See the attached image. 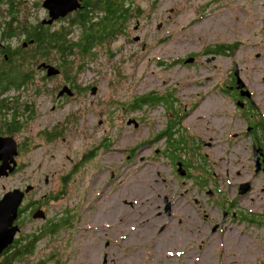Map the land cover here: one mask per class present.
I'll use <instances>...</instances> for the list:
<instances>
[{"label": "rangeland", "instance_id": "rangeland-1", "mask_svg": "<svg viewBox=\"0 0 264 264\" xmlns=\"http://www.w3.org/2000/svg\"><path fill=\"white\" fill-rule=\"evenodd\" d=\"M43 1L18 0V4L25 5V13L38 23L48 18L39 5ZM129 2L135 15L128 37L111 41L107 44L112 46L111 55L99 52L100 57L83 68L82 58L75 63L68 60L64 76L51 86L64 81L76 84L78 96L59 103L56 112L52 92L45 90L32 98V105L39 106L30 113L34 117L40 113L42 118L37 120H46L47 131L38 133L30 117L16 136L22 142L18 161L25 169L13 180L0 181V197L5 195L4 188L33 186L27 204L43 205L47 215L45 220H34L32 212L25 211L23 220L29 223L17 238L49 228L53 219L67 212H78L73 229L42 240L32 262L25 264H264V225L223 219L229 203L235 213H264V200L255 209L249 197L238 195L241 179H224L232 167L221 161L212 138L220 114L229 111L224 109L226 103L222 106L225 96L219 88L228 81L234 62L255 96L264 97V0ZM138 6L142 20L137 16ZM137 21L140 32L139 26L135 30ZM77 34L73 30L71 37ZM238 41L244 45L233 57L212 58L202 52L208 45L206 51L211 54L219 46L214 44ZM194 54L198 56L194 67L177 63ZM32 68L36 70L35 65ZM41 77L37 75L38 80ZM17 81L15 77L13 82ZM94 86L98 91L92 95ZM10 93L22 105L23 91ZM153 93L169 94L176 100L179 113L186 114L183 128L197 141H206L200 152L194 148L181 153L204 154L209 165L200 170L205 173L193 169L195 177L183 179L168 158L156 154L157 148H165L162 139L155 143L158 147L147 145L166 129L174 115L168 109L172 104L163 101V106L133 110L131 103L129 111L123 104ZM69 113L70 123L65 120ZM129 120L138 126L129 125ZM57 121L60 124L51 132L50 124ZM84 157L91 161L81 167ZM237 171L242 179L250 176L247 167L236 165L233 172ZM45 195H56L57 200L41 204Z\"/></svg>", "mask_w": 264, "mask_h": 264}, {"label": "flooded vegetation", "instance_id": "flooded-vegetation-1", "mask_svg": "<svg viewBox=\"0 0 264 264\" xmlns=\"http://www.w3.org/2000/svg\"><path fill=\"white\" fill-rule=\"evenodd\" d=\"M10 5L11 3L9 2L7 5L8 11L3 13L10 16H5L7 17L6 19L0 18V21L5 20L6 24L9 21L15 20L16 18L14 15L18 14V7L12 9ZM220 7L223 6L220 4ZM46 15L48 18L41 20L42 24L44 20L49 19L47 11ZM142 18L143 15H140L141 20ZM20 23L21 22L18 21L19 26ZM262 23L264 26V17ZM14 24L16 23L14 22ZM42 24V28L47 27V25L43 26L44 24ZM38 25L39 24H35L32 26L30 24H26V26H28V31L20 36L14 35L16 33V28H18V31L21 30L19 26H16L15 28L12 25L10 29H7L6 26L3 25L2 30H8L9 34L8 37H5L0 41V138H9L10 136H13V138L16 139L18 129L22 126L23 122L28 120L30 117L34 118L33 125H37L39 127L38 133L47 131L46 128L48 126L44 123L46 120L44 119L43 123H39L37 120L38 118H42V116H39L40 113L37 112L38 115L35 114V117L30 113L31 110L37 111V107L39 106V104H35L33 106L31 99L34 97L39 98L43 91L46 90L44 93H48L50 91L54 94V97H56V103H54L52 107L53 112H56L59 109V103L75 99L78 96L77 89H80V87L76 86V84H71L64 81L59 83L57 86H51V82L62 78L66 70H63L62 72L60 69H58L57 64L48 63L45 61L46 59L41 60L38 63V59L33 61L34 57L40 51L38 48L32 50L29 47L33 45V35L42 31L40 27H37ZM138 30L139 32L141 31V26H139ZM15 40H17V43ZM214 45H228L232 47L225 50L226 55H220L216 51L208 54L206 52V49L209 46L208 45L205 46L202 51L205 56H214L212 58L233 57L235 52L241 48L244 43L238 41L230 44ZM44 51L45 50H42V52ZM190 57H195L196 60L198 59V56L195 54L188 55V58ZM4 62L7 63L5 64ZM44 63L56 67L59 70V74L53 77H47V70L44 67L39 69V66ZM197 63L198 62L196 61L192 67H194ZM34 65L36 70L32 68ZM232 66L233 67L229 72L228 81L219 88L220 92H222L225 96L222 106L226 103L227 108L224 109L229 111L220 114L219 119H217L216 122L217 130L215 131V135H212V138L216 143L215 145L217 146V150L221 152V161L232 167L226 171V174H224V179H241L238 181L236 186L239 196H241L239 194L240 185L248 184V192L242 196L249 197L256 209L261 207L259 202L264 200V97L255 96L253 90L248 84V81L243 76L244 72L242 71V68L237 62H234ZM19 72H23L25 76L21 74L17 76ZM235 72H237V75ZM38 74H42L41 80L37 79ZM15 77L18 78L17 82H13ZM65 87L70 89L72 96H69L67 93H65L63 96L59 97L58 94ZM13 89H19L20 92L23 91L24 96L22 99H24V102H22V105H19L16 102L18 98L12 96L10 93ZM185 115V112L179 113V118H176L174 115H172L170 122L166 126V129L160 133V136H157L154 139L153 143L147 145L156 146L155 143L162 139L165 143V148H157L156 154L168 158L171 162L172 169L177 172L178 175H180L179 168H181V172L184 173L183 179H191L195 177L194 173L192 172L193 169H195L197 172V170L202 169V167L205 168L209 164H207V157L204 154L199 153L204 148L206 141H197L195 137L188 134L186 128H183L182 122L185 120ZM71 119L72 113H69L65 120H69L70 123L72 121ZM59 122L60 121L52 122L50 124L51 132L54 131L58 124H60ZM16 141L20 154L22 142L19 140ZM208 144L211 145V143ZM194 148L199 151L196 156H187L185 154H181L183 150ZM177 153L180 154L177 155ZM198 157H201L200 160ZM15 159L17 161L16 169L12 171L10 168H8V175L0 177V181L4 182L13 180L25 169L18 161L19 155ZM218 163L221 164V162ZM1 164L2 162L0 161V165ZM236 165H241L249 169L250 176L248 179H242L241 171H237L235 173L233 172V167ZM12 166L13 163L10 164V167ZM200 173L202 174L205 172L200 170ZM214 175L216 178L217 174L214 173ZM24 180L25 182L27 181V179ZM17 188L25 190L26 187L24 188L23 186H15L12 187V189L9 188L8 190H5L6 188H4V194ZM29 195L30 193L25 195L22 206L19 209V219L17 223L19 226H21V229L25 223L22 216L23 212L21 213V211L25 210L28 214H31L32 212V208L28 209L27 207ZM4 196H1L0 200ZM45 197L46 195L43 196L42 199ZM37 205L39 206V204ZM229 205V208L224 211V220L231 218V220H241L243 222L247 221L254 225L258 223L262 224L260 226L264 225L263 212L257 210V212L250 213H235L233 211V203H229ZM217 228H221L219 223H217ZM15 252L17 253V246L16 243H13L0 254V264L1 262L9 260V255L14 254Z\"/></svg>", "mask_w": 264, "mask_h": 264}, {"label": "trees", "instance_id": "trees-1", "mask_svg": "<svg viewBox=\"0 0 264 264\" xmlns=\"http://www.w3.org/2000/svg\"><path fill=\"white\" fill-rule=\"evenodd\" d=\"M82 1L81 9L69 14L66 18L54 21L52 25H47L46 28H42L41 22L36 23L31 21V19L23 10L25 5L20 7L18 0H0V15H3L0 18L2 19H6L10 16L3 14L4 12L8 11L7 5L9 2L11 3L10 6L12 9L18 7V14H13L16 18L15 20L9 21L7 24L5 20L0 21V41L5 37H8L9 34L8 30H2L3 25H5L7 29H10L12 25L16 28V26H19L18 21H20L21 23L19 28L21 30L18 31V28H16V33L14 34L20 36L28 31V26H26V24H30L32 26L35 25V23L39 24L37 27H40L42 31L33 35L34 42L33 45L29 47L32 50L38 48L40 51L34 57L33 61L35 59H46L45 61L48 63H53L50 61V59H58L61 62L57 64V66L62 72L63 70L67 69L66 63L69 62L68 60H71V62L75 63L77 58H82L80 61V66L83 68L93 59L100 57L99 52H101L103 55H111L112 46H107V44H109L111 41L116 42L121 36L128 37L129 23L135 15L133 8L131 7V3L129 0ZM39 5L42 6L40 3ZM141 8V6L137 7V16L142 15ZM14 22L16 24H14ZM57 24H62V26L58 30L54 31L53 28ZM73 30L78 33L77 38L71 37ZM231 47L232 46L228 45H219L212 48V50L216 51L220 55H226L225 50ZM42 50L45 51L42 52ZM58 55L61 58H59ZM184 62V58L177 60V63L184 64ZM4 63L6 64L7 62ZM21 75L25 76L23 72H21ZM122 79L123 78H119L117 81H121ZM163 101H167L172 104L171 108L169 107L168 109L173 111L176 118H179V110L176 108V100H174L169 94L164 96H155L153 93L148 96H137L128 103L123 104V107L129 111L127 109V105L132 103L131 108L133 110H141L146 105L158 107L162 105L161 103ZM19 130L20 128L18 131ZM49 139L55 138L49 136ZM90 157H84L83 162H80L81 167L84 165V161H91ZM49 200L56 201L57 196H47L42 199L41 204ZM35 204L30 203L29 205L34 207ZM29 205L27 207H29ZM33 207L31 208L32 212L34 213L36 210L43 208V205H37L35 208ZM22 212L24 213L25 210L21 211V213ZM77 221L78 212L75 214H70L67 212L61 218L53 219L50 227L45 228V230L42 228L35 230L31 234L26 235L24 239L21 240L19 236L14 241V243L16 242L17 253L15 252L14 254L9 255V260L1 262V264H25L27 261L32 262L33 257L31 256L34 255L36 246H38L42 240L46 239L47 237L54 236V234L60 231L73 229L76 226ZM25 226L26 223H24L23 229Z\"/></svg>", "mask_w": 264, "mask_h": 264}, {"label": "water", "instance_id": "water-1", "mask_svg": "<svg viewBox=\"0 0 264 264\" xmlns=\"http://www.w3.org/2000/svg\"><path fill=\"white\" fill-rule=\"evenodd\" d=\"M82 0H44L42 6L48 12L49 19L44 20V25H52L54 21L59 19L66 18L69 14L76 12L82 8ZM138 24L135 27V30L138 29ZM136 41H139L140 38H135ZM195 58H189L185 61V64L194 63ZM44 67L47 70V77H53L59 74V70L47 64H42L39 66V69ZM237 75V72H235ZM98 88L94 87L91 90V94L95 95ZM67 93L69 96H72L70 89L67 87L63 88L62 91L58 94L59 97ZM129 124H135V127L138 125L135 121H130ZM19 155L18 144L15 138H0V177L8 175V168L14 171L17 167L16 157ZM13 163V166L10 167V164ZM179 173L181 176L184 175L179 168ZM248 184H242L239 187V194L245 195L248 192ZM34 190L33 186H28L25 190L19 188L14 189L10 192H7L5 196L0 200V254L9 246L12 245L15 237L20 233L21 229L16 222L19 217V208L23 203L25 195L31 193ZM169 210V207H168ZM34 219L45 220L47 215L43 209L37 211L33 215ZM6 224V227L4 226Z\"/></svg>", "mask_w": 264, "mask_h": 264}, {"label": "clouds", "instance_id": "clouds-1", "mask_svg": "<svg viewBox=\"0 0 264 264\" xmlns=\"http://www.w3.org/2000/svg\"><path fill=\"white\" fill-rule=\"evenodd\" d=\"M43 2H44V1H43ZM82 2H83V1H82ZM137 23H139V22L137 21ZM136 26H137V24H136ZM136 26H135V27H136ZM138 26H139V24H138ZM136 30H137V29H136ZM139 38H140V37H139ZM137 42H138V41H137ZM190 58H192V57H190ZM188 59H189V58H188ZM186 60H187V59H186ZM186 60H185V61H186ZM184 64H185V62H184ZM186 65H189V64H186ZM94 87H96V86H94ZM94 87H92L91 90H92ZM97 88H98V87H97ZM97 91H98V90H97ZM130 121H131V120H129V122H130ZM129 122H128V124H129ZM129 125H131V124H129ZM134 126H135V124H134ZM41 209H42V208H41ZM44 211H45V210H44ZM18 219H19V217H18ZM17 222H18V221H17ZM25 223L27 224V223H29V222L26 221ZM22 229H23V228H22Z\"/></svg>", "mask_w": 264, "mask_h": 264}, {"label": "bare ground", "instance_id": "bare-ground-1", "mask_svg": "<svg viewBox=\"0 0 264 264\" xmlns=\"http://www.w3.org/2000/svg\"><path fill=\"white\" fill-rule=\"evenodd\" d=\"M35 189V188H34ZM39 210H41V209H38V210H36L34 213H33V215L37 212V211H39ZM33 215H32V218H33ZM34 219V218H33ZM34 220H39V219H34ZM16 224H17V222H16ZM21 229V228H20ZM17 238V236L15 237V239ZM15 241V240H14ZM14 243V242H13Z\"/></svg>", "mask_w": 264, "mask_h": 264}]
</instances>
